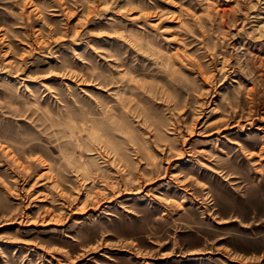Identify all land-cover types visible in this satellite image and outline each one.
I'll use <instances>...</instances> for the list:
<instances>
[{"label": "rangeland", "instance_id": "374dc122", "mask_svg": "<svg viewBox=\"0 0 264 264\" xmlns=\"http://www.w3.org/2000/svg\"><path fill=\"white\" fill-rule=\"evenodd\" d=\"M0 264H264V0H0Z\"/></svg>", "mask_w": 264, "mask_h": 264}, {"label": "bare ground", "instance_id": "6f19581e", "mask_svg": "<svg viewBox=\"0 0 264 264\" xmlns=\"http://www.w3.org/2000/svg\"><path fill=\"white\" fill-rule=\"evenodd\" d=\"M175 176V175H174ZM177 177V176H176ZM179 178V177H178ZM184 181V180H183Z\"/></svg>", "mask_w": 264, "mask_h": 264}]
</instances>
